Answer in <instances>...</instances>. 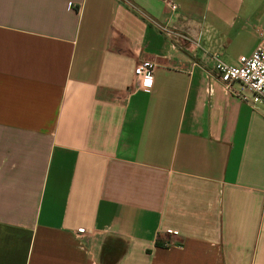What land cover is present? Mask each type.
<instances>
[{
    "label": "crops",
    "instance_id": "crops-1",
    "mask_svg": "<svg viewBox=\"0 0 264 264\" xmlns=\"http://www.w3.org/2000/svg\"><path fill=\"white\" fill-rule=\"evenodd\" d=\"M259 29L264 0H0V264H264V102L214 72Z\"/></svg>",
    "mask_w": 264,
    "mask_h": 264
},
{
    "label": "built area",
    "instance_id": "built-area-1",
    "mask_svg": "<svg viewBox=\"0 0 264 264\" xmlns=\"http://www.w3.org/2000/svg\"><path fill=\"white\" fill-rule=\"evenodd\" d=\"M171 7L175 9L177 6L172 3ZM258 33L256 48L249 54L240 55L236 63H227L215 57L214 72L228 89L238 82L250 90L253 102H264V29H259ZM155 68L156 63L148 59L142 60L135 67L134 73L141 88H152ZM80 232L83 233L84 229H80ZM168 232L178 234L177 231Z\"/></svg>",
    "mask_w": 264,
    "mask_h": 264
}]
</instances>
